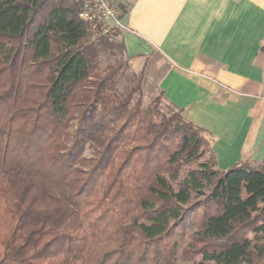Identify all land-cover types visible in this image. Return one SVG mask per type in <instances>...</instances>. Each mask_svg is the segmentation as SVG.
Masks as SVG:
<instances>
[{"label": "trees", "instance_id": "16d2710c", "mask_svg": "<svg viewBox=\"0 0 264 264\" xmlns=\"http://www.w3.org/2000/svg\"><path fill=\"white\" fill-rule=\"evenodd\" d=\"M80 10L0 0V264H264V164L218 168Z\"/></svg>", "mask_w": 264, "mask_h": 264}, {"label": "crops", "instance_id": "0c3cea01", "mask_svg": "<svg viewBox=\"0 0 264 264\" xmlns=\"http://www.w3.org/2000/svg\"><path fill=\"white\" fill-rule=\"evenodd\" d=\"M134 72L157 53L159 85L204 129L217 160L264 164V0H121Z\"/></svg>", "mask_w": 264, "mask_h": 264}, {"label": "rangeland", "instance_id": "374dc122", "mask_svg": "<svg viewBox=\"0 0 264 264\" xmlns=\"http://www.w3.org/2000/svg\"><path fill=\"white\" fill-rule=\"evenodd\" d=\"M119 40V36L117 37ZM126 54L119 51V49H115L114 52L110 53V61H114L116 59L125 58ZM108 60V59H107ZM106 62V60H105ZM146 78L143 83V104L144 106H148L150 104L155 103L159 105V107L162 108V110L166 113H169L172 110H176L175 106H173L166 98L163 97L161 94V88L159 85L160 81V75L163 73V71L166 69L164 60L161 56H159L157 53L152 54V57L148 60H146ZM129 67L131 68V64L129 63ZM131 77L129 74L124 75L118 85L119 91L123 92L126 88H128L132 81L130 79ZM210 157V154H206L204 157L205 160H208Z\"/></svg>", "mask_w": 264, "mask_h": 264}, {"label": "built area", "instance_id": "2783aa9c", "mask_svg": "<svg viewBox=\"0 0 264 264\" xmlns=\"http://www.w3.org/2000/svg\"><path fill=\"white\" fill-rule=\"evenodd\" d=\"M79 16L88 23L93 36L114 33L125 28L120 11L121 0H78Z\"/></svg>", "mask_w": 264, "mask_h": 264}]
</instances>
